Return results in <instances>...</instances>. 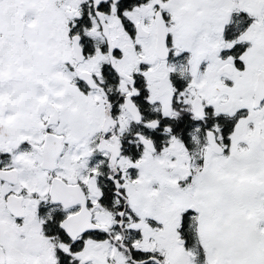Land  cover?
Returning <instances> with one entry per match:
<instances>
[{
    "label": "snow or ice",
    "instance_id": "obj_1",
    "mask_svg": "<svg viewBox=\"0 0 264 264\" xmlns=\"http://www.w3.org/2000/svg\"><path fill=\"white\" fill-rule=\"evenodd\" d=\"M0 264H264V0H0Z\"/></svg>",
    "mask_w": 264,
    "mask_h": 264
}]
</instances>
